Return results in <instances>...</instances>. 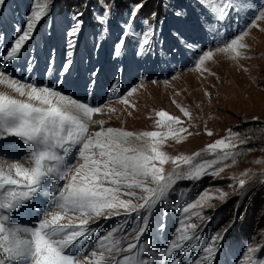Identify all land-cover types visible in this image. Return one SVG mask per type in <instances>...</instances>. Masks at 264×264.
Instances as JSON below:
<instances>
[{
  "label": "snow or ice",
  "instance_id": "1",
  "mask_svg": "<svg viewBox=\"0 0 264 264\" xmlns=\"http://www.w3.org/2000/svg\"><path fill=\"white\" fill-rule=\"evenodd\" d=\"M198 2L208 13V30L219 35L216 24L231 15L234 5L229 0ZM244 2L241 0L242 6ZM51 3L52 0H34L24 24L14 29L12 42L0 54V85L10 90L0 91V140L17 138L25 146L19 158H6L5 148L0 145V264H213L218 245L239 217L234 215L226 227L205 238V225L212 220L205 211L215 209L217 200L224 203L230 195L243 196L249 186L264 185V174L245 171L239 177H229V191L209 186L195 197L182 192V203L172 205L180 215L168 242L161 249H153L141 237L149 228L153 210L168 199L178 182H198L205 177L224 179L225 169L243 155L235 149L246 144L248 137L241 138L239 132L229 129L228 136L209 143L201 151L171 156L162 150L165 141L180 143L186 135H192L180 117L157 111L156 124L165 131L134 133L104 128L105 121L93 117L115 113L107 104H90L51 85L14 76L9 69L34 38L38 24L50 12ZM5 4L6 0H0V8ZM144 7L145 0L131 6L121 35L113 45L114 58L122 54L129 38L135 40L137 55L152 49L156 29L148 25L137 32L133 27ZM111 13L112 4L105 0L102 12L96 16L104 32L108 30L104 26ZM182 14L176 12L177 16ZM83 15L76 12L72 17L62 74L69 71L73 62ZM260 21H264V7L254 14L249 28L259 27ZM248 35V30H243L218 42L215 48H201L195 54V69L214 75L206 62L212 61L216 53L227 54L233 61L244 58L250 47L245 42ZM35 62V56L28 57L29 67ZM91 75L95 77L98 72ZM116 81L110 87V95L135 108L129 98L138 86L121 94ZM60 83L63 81L58 80L57 84ZM180 111L192 118L187 108L180 107ZM93 125H99V130L90 131ZM206 134L213 135L207 130ZM169 163L173 167L166 171L165 165ZM137 190L142 194L138 195ZM25 209L33 212L30 223L15 218L16 213ZM116 216L125 219L106 234H99V221ZM129 218L134 219L135 226L126 232ZM159 226L165 227L162 223ZM262 250L264 245L249 243L238 264H264V257L256 255ZM121 253L128 254L120 256Z\"/></svg>",
  "mask_w": 264,
  "mask_h": 264
},
{
  "label": "rangeland",
  "instance_id": "2",
  "mask_svg": "<svg viewBox=\"0 0 264 264\" xmlns=\"http://www.w3.org/2000/svg\"><path fill=\"white\" fill-rule=\"evenodd\" d=\"M33 2L6 0L0 8V54L12 42L16 34L14 29L24 24ZM136 2L138 0H108L112 4V13L109 23L104 26L108 30L104 32L97 24L96 16L102 12L105 0H52L48 16L40 21L34 38L9 70L18 78L51 85L81 101L107 104L116 110L115 113L93 117L94 120H104V128L113 127L134 133L165 131L156 124L157 111H167L180 117L183 126L192 135L185 134L186 138L180 143L171 139L165 141L162 150L171 156L201 151L209 143L228 136L229 129L239 132L241 138L248 137L246 144L235 149L243 155L237 158L235 164L229 161L231 166L222 173L224 179L205 177L198 182L180 181L168 199L158 203L141 241L149 242L153 249H161L177 225L180 214L172 205L182 203V192L186 191L188 197H195L209 186L229 191L228 185L232 182L229 177H239L245 171L258 176L264 174V21L258 22L259 27L249 28L254 14L264 7V0H245L243 6L241 0H229L234 10L225 21L216 24L219 35L208 30V13L198 0H145V7L136 17L133 27L137 32L148 25L156 29L152 49L137 55L135 40L129 38L122 54L114 58L113 45L121 35L131 6ZM177 11L183 14L177 16ZM76 12L84 13L80 18L84 23L71 57L73 62L69 71L62 74L67 32L74 23L72 17ZM152 13L156 15L152 16ZM243 30L249 32L245 42L250 46L245 50L244 58L233 61L227 54L216 53L212 61L206 62L214 75L201 74L195 69V54L201 48H215L218 42ZM189 44L192 48L188 47ZM29 56L36 57L31 67L27 63ZM93 71H97L98 75L93 77ZM58 80L63 83L57 84ZM114 81L119 83L121 94L132 86H138L137 92L129 98L135 108L117 102L110 95ZM0 91L10 90L0 85ZM180 107L187 108L192 118L185 117ZM99 127L93 125L90 131H97ZM206 130L213 135H207ZM0 145L5 148L6 158H19L24 154L25 146L17 138L0 140ZM172 167L169 163L165 165V170L171 171ZM137 193L142 194L139 190ZM214 203L215 209L205 211V215L212 217L211 222L205 225V238L226 227L234 215L239 218L218 245L213 264H238L249 243L264 245V185L257 183L249 186L243 196L230 195L227 202L217 200ZM15 217L24 223L34 219L31 209L20 211ZM124 219L123 216L101 219L99 234H106ZM161 223L165 226L163 229L159 226ZM134 226V219L129 218L126 232ZM122 246H126V242H122ZM127 254L121 253L120 256ZM256 255L264 257V250Z\"/></svg>",
  "mask_w": 264,
  "mask_h": 264
},
{
  "label": "bare ground",
  "instance_id": "3",
  "mask_svg": "<svg viewBox=\"0 0 264 264\" xmlns=\"http://www.w3.org/2000/svg\"><path fill=\"white\" fill-rule=\"evenodd\" d=\"M20 213V212H19ZM16 218V220H17V217H15Z\"/></svg>",
  "mask_w": 264,
  "mask_h": 264
}]
</instances>
